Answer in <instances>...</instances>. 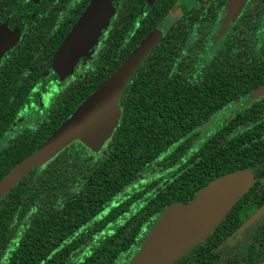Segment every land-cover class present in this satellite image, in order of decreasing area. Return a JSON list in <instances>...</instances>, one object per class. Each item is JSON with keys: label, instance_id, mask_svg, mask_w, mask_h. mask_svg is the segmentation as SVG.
<instances>
[{"label": "trees", "instance_id": "1", "mask_svg": "<svg viewBox=\"0 0 264 264\" xmlns=\"http://www.w3.org/2000/svg\"><path fill=\"white\" fill-rule=\"evenodd\" d=\"M31 2L0 0V22L20 13L25 4L32 7ZM222 2L207 13L214 23L220 18L215 37L209 36L211 30L199 29L203 35L194 46L189 43L182 58L178 47L185 42L165 37L137 68L120 95L118 123L100 150L73 141L6 192L0 200V264H129L145 235L140 228L148 232L168 206L190 201L203 186L227 173L249 170L256 184L264 183V94L241 101L229 120L214 127L218 112L235 107L264 85V35L254 8L246 2L228 26L222 21ZM33 31L30 43H22L0 67V90L8 87L17 96L32 88L35 80L23 72L7 82L32 66L34 42L41 40L38 28ZM211 38L209 58L203 51ZM12 118L11 113L4 120L5 128ZM22 138L0 156V179L46 140L42 132L33 141ZM255 190L253 186L245 193V206L236 204L229 210L232 227L249 214L255 201L264 202V195L250 196ZM239 215L240 221H234ZM254 235L264 238V226L254 228ZM196 244L201 249L195 259L219 261V255L209 258L205 241Z\"/></svg>", "mask_w": 264, "mask_h": 264}, {"label": "flooded vegetation", "instance_id": "2", "mask_svg": "<svg viewBox=\"0 0 264 264\" xmlns=\"http://www.w3.org/2000/svg\"><path fill=\"white\" fill-rule=\"evenodd\" d=\"M200 1L202 0H112L113 7L107 25L100 30L96 41L78 58L71 70L66 71L68 72L65 73L66 75L56 72L53 68L52 59L91 0H32V7L26 4L22 6L20 8L21 12L15 14L23 15L26 29L18 43L3 55L0 67L8 57L12 56L16 49L21 50L22 43L27 42V45L30 43L28 42V36L31 34V30L33 31L32 24L36 25L34 31L38 28L37 33H41V40L39 44L34 42V51L38 50V52L34 54L33 51L30 55L33 64L30 65L29 70L17 71V74L10 78L7 84L16 81L19 73L22 72L25 77L27 75L33 77L35 82L26 94L20 93L16 96L8 87L0 90V106H2L0 111V131L2 130L0 133V156L5 154V150H9L10 143L16 141V139L21 141L22 137H26V140L33 141L34 137L41 132L44 137L43 141L49 137L152 34L158 39L131 76L152 55L154 49H157L156 46L159 47L165 37L177 36L180 41L185 42L178 47V57L182 58L187 52L186 47L189 43L190 46H194L203 35H199V29L211 30L209 36H212V33L213 36H216L221 25L220 18L214 23L207 13L213 4H220L222 0H215L202 6L199 5ZM225 3L226 0H223L221 4L222 14ZM247 4L248 7L254 8L253 12L257 14L261 35H264V0H247ZM260 4L263 7L258 12L257 9ZM34 8L36 11H34ZM24 10L28 11L27 15L22 12ZM10 15H14V13ZM37 23H40V27ZM227 32L226 29L223 35L225 36ZM212 39L209 40L210 43L207 41V48L205 46L203 51V53L206 52L205 54L209 58H211L214 48ZM208 47H211V49L209 50ZM201 57H204V55ZM40 78L42 79L38 82L37 80ZM41 84L43 86L40 88L39 85ZM248 99H251V96L240 100L238 105L231 109L218 112L213 120L214 127L218 128L224 122V119L229 120L242 105L241 101L245 102ZM14 109L15 112H12ZM11 113L13 118L10 120L8 127L5 128L4 120L9 115L11 116ZM46 133H49V135H44ZM108 140L109 138L104 143ZM83 148L85 152L91 154L89 149ZM263 185L264 183L256 184V178H254V182L246 192L248 193L250 188L255 186L256 190L250 196H262L264 195ZM245 193L238 197L235 206L236 204L238 207L246 205L242 203L247 198ZM252 208L249 214L235 227H232L229 223L233 216L227 213L224 218L228 222L225 220V225L220 230L212 231L201 241H205L207 248L205 252L209 258L211 256L216 258L219 255L217 258L219 261L216 264H253L255 260L264 259V238L260 240L259 237L254 235V228L264 226V202L258 204L255 201ZM258 211H261L259 217L242 231H239L241 225ZM239 217L240 215L234 217V221H240ZM152 228L148 232L144 231V228H140L145 233L142 236L143 241L140 247ZM216 242V246L209 250L208 246H212ZM197 246L198 244H195L187 248L185 253L177 258V264H208L209 262H207L205 256L202 257L203 259L200 258L205 262L195 259L197 249H201ZM211 252H214V255H210Z\"/></svg>", "mask_w": 264, "mask_h": 264}, {"label": "water", "instance_id": "3", "mask_svg": "<svg viewBox=\"0 0 264 264\" xmlns=\"http://www.w3.org/2000/svg\"><path fill=\"white\" fill-rule=\"evenodd\" d=\"M246 2L226 0L223 22L233 23ZM112 7V0H91L53 56L56 72L66 75V71H70L78 58L96 41L100 30L108 23ZM25 29L22 14L9 15L0 22V61L18 43ZM157 39L152 34L143 41L63 124L0 179V200L29 171L50 161L69 143L79 140L93 151L102 147L119 120L117 100L120 92ZM263 94L264 86L255 90L247 102ZM253 182L249 170L227 173L203 186L190 201L168 206L129 264H171L187 248L208 236ZM260 214L261 211H258L251 216L239 231Z\"/></svg>", "mask_w": 264, "mask_h": 264}, {"label": "rangeland", "instance_id": "4", "mask_svg": "<svg viewBox=\"0 0 264 264\" xmlns=\"http://www.w3.org/2000/svg\"><path fill=\"white\" fill-rule=\"evenodd\" d=\"M222 21H223V20H222ZM120 94H121V92H120ZM119 99H120V95H119ZM117 105H118V108H119V100H117ZM29 114H31V113H29ZM117 122H118V120H117ZM113 129H114V128H113ZM113 129H112V131H113ZM112 131L110 132L109 136H108L106 139H108V138L110 137Z\"/></svg>", "mask_w": 264, "mask_h": 264}]
</instances>
